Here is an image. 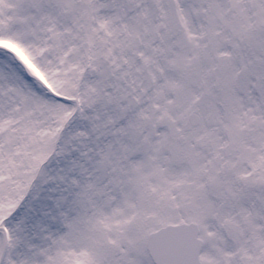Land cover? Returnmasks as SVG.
Wrapping results in <instances>:
<instances>
[{"label": "snow or ice", "instance_id": "obj_1", "mask_svg": "<svg viewBox=\"0 0 264 264\" xmlns=\"http://www.w3.org/2000/svg\"><path fill=\"white\" fill-rule=\"evenodd\" d=\"M0 264H264V0H0Z\"/></svg>", "mask_w": 264, "mask_h": 264}]
</instances>
